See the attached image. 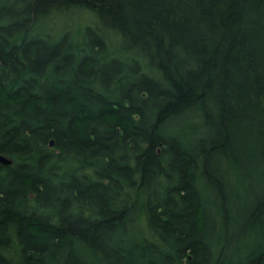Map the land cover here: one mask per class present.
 <instances>
[{"label": "trees", "instance_id": "obj_1", "mask_svg": "<svg viewBox=\"0 0 264 264\" xmlns=\"http://www.w3.org/2000/svg\"><path fill=\"white\" fill-rule=\"evenodd\" d=\"M0 153V264H264V0H0Z\"/></svg>", "mask_w": 264, "mask_h": 264}, {"label": "rangeland", "instance_id": "obj_2", "mask_svg": "<svg viewBox=\"0 0 264 264\" xmlns=\"http://www.w3.org/2000/svg\"><path fill=\"white\" fill-rule=\"evenodd\" d=\"M95 20V13L87 11L85 9H75L69 14L56 15L54 18V25L62 28L65 26L75 27V29L83 27L87 23H91Z\"/></svg>", "mask_w": 264, "mask_h": 264}, {"label": "bare ground", "instance_id": "obj_3", "mask_svg": "<svg viewBox=\"0 0 264 264\" xmlns=\"http://www.w3.org/2000/svg\"><path fill=\"white\" fill-rule=\"evenodd\" d=\"M50 145H54L55 144V142H54V139L52 138V139H50ZM4 157V160H6V161H8L7 159H9L10 160V162H3V157ZM0 162L1 163H5V164H11V163H13V159L9 156V155H7V154H3V153H0Z\"/></svg>", "mask_w": 264, "mask_h": 264}, {"label": "water", "instance_id": "obj_4", "mask_svg": "<svg viewBox=\"0 0 264 264\" xmlns=\"http://www.w3.org/2000/svg\"><path fill=\"white\" fill-rule=\"evenodd\" d=\"M3 157V156H2ZM8 161H6V160H4V157H3V162L5 161V162H10V160L9 159H7Z\"/></svg>", "mask_w": 264, "mask_h": 264}]
</instances>
